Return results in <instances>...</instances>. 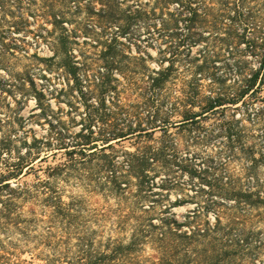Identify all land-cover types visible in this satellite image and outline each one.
Instances as JSON below:
<instances>
[{"label": "rangeland", "instance_id": "374dc122", "mask_svg": "<svg viewBox=\"0 0 264 264\" xmlns=\"http://www.w3.org/2000/svg\"><path fill=\"white\" fill-rule=\"evenodd\" d=\"M106 1L108 7L103 5ZM146 1L0 0V166L14 162L20 155L35 157V169L20 178L30 181L35 172L46 176L51 172V166L67 163L68 168L64 170H68V175L64 171L55 175V178L51 177L63 199L68 200L72 196L79 200L85 209V218L91 221V227H97L92 215L104 221L106 228L112 226L116 199L106 196L102 191L93 192L90 175L96 169L89 163L90 157L74 154V160H69V155L65 154L64 149L59 150L57 143L65 142L70 148L81 137L79 134L87 133L89 128L98 131L101 125L100 121L87 119L89 110L94 109L91 104L95 102V97H88V94L82 96L78 90L79 85H75L61 65V58L64 57L60 51L61 36L67 35V48H70V52L75 55L74 60H78L81 65L84 61L94 59L113 35L115 39L111 43H117V47L129 57L144 58L142 62L125 58L136 65L141 63L137 68L143 64L149 70H157L173 63L176 69L166 84L171 87L172 95L169 98L165 94L155 95L159 100V116L155 122L158 126L149 134L142 131L113 143L117 149L134 150L136 142L140 140L152 139L156 147L161 146L163 139L171 142L169 148L152 164L150 174L153 177L150 181L153 183L148 190L145 207L153 204L157 214L168 207L167 210L173 212L178 220H183L187 213L202 211L209 222L215 221L216 214L220 215L222 222H226L227 205L233 200L217 196L212 199L216 200L218 207L206 208L212 197L206 192V182L224 185L225 188H240L252 186L258 180L264 189V164L258 165L256 174L248 170L254 158L264 155V127L255 122L256 110L264 103V76L259 75L261 80L258 79V89L245 96V101L240 100L204 115L198 123L185 121L187 108L180 103L174 104L173 96L181 97L182 94L178 92L180 87L184 88L192 77L186 68L188 60L198 57L197 62L200 63L199 56L203 54L205 46L211 50L213 43L217 42L214 37L224 36L228 32L260 36L257 29L264 19V0H213V9L209 11L208 18H221L220 26L201 28L196 35L191 34L193 40H200L190 42L187 39L182 42L177 56L171 54L170 43L186 35L183 24L174 29V40L170 41L167 31L158 23L154 25L151 20L152 17L158 20L154 16L159 15L158 10L154 14L150 11L154 5L153 0L146 7V12H151L148 18H151L147 20L146 16L134 14L138 16L126 32L116 37L119 32L111 20L124 18L136 8L140 9L141 3ZM176 7L175 2L170 4L171 10ZM162 16L169 22L170 15L165 13ZM149 23L151 26H148ZM25 24L34 33L41 29L43 38L36 39L37 36L27 33ZM232 45L239 55L230 57L225 50L223 58L214 61L213 65L214 75L226 78V83L230 85L237 84L240 78L237 62L243 60L249 68L258 66V58L246 53L244 42ZM34 53L39 60L32 56ZM29 66L33 85L29 83L30 77L22 75ZM209 72H200L204 76L201 78L202 84H207L211 79ZM118 85L121 90L126 87L125 84ZM38 91L42 94H36ZM137 92L140 91L127 87L122 100L138 104V111L146 120L150 117L142 104L144 96ZM194 110L200 111V108L194 107ZM223 120H230L240 130V137L232 143V147L225 143L226 134L220 129ZM118 122L121 125L120 119ZM197 124L203 126L201 133L207 134L198 143L195 142L196 138L192 139ZM190 170H197L198 175H190ZM28 209L27 205L23 207L24 211ZM40 210L38 207L37 212ZM101 211H107V216L102 218L99 215ZM25 216L29 217L28 214ZM246 220L254 235L258 232L264 234V204L249 208ZM106 234L108 231L105 229ZM112 234L115 235L114 232ZM43 235L45 223L42 221L31 222L26 234L14 226L7 230L0 229V240L4 243L9 240L17 243L20 256L25 259H29L33 248L51 251L44 244ZM260 258H264V248L260 251Z\"/></svg>", "mask_w": 264, "mask_h": 264}, {"label": "trees", "instance_id": "16d2710c", "mask_svg": "<svg viewBox=\"0 0 264 264\" xmlns=\"http://www.w3.org/2000/svg\"><path fill=\"white\" fill-rule=\"evenodd\" d=\"M153 1L150 11L154 14L158 10L159 15L154 16L158 20L153 17L151 20L154 25L158 23L167 31L170 41L174 40V29L183 24L186 35L177 38V42L170 43L172 55L179 54L180 44L187 39L190 42L200 40H193L191 34L196 35L201 28L220 26L221 18H208L209 11L213 9V0ZM149 2L150 0L142 2L140 9L136 8L124 18L111 20V24L117 26L119 32L117 35L114 32V35L117 37L126 32L138 16L134 14L139 13L149 20L151 17L148 18V14L151 12H146ZM174 2L177 7L171 10L170 4ZM103 5L108 7V2ZM165 13L170 15L169 22L162 16ZM263 23L257 29L260 36L228 32L224 36L214 37L217 42L213 43L211 50L205 46L203 54L199 56L200 63L197 62L198 57L188 60L186 68L191 72L192 79L185 83L184 88L180 87L178 92L182 94L181 97L173 96L174 104L186 106V122L198 123L200 117L240 100L245 101V96L258 89L259 75L264 76ZM27 25L25 24L26 28ZM26 32L37 36L36 39L43 38L41 29L34 33L27 28ZM113 39L115 36L112 35L94 59L80 65L78 60H74L75 55L70 52V48H67V35L61 36L60 51L64 55L61 65L75 85H79L78 90L82 96L88 94V97H95V102L91 104L94 109L89 110L87 119L92 122L100 121L101 125L98 131L89 128L87 133L79 134L81 137L70 148L65 142L57 143V148L64 149L69 160H74V154L90 157L89 163L96 169L90 175L93 192L102 191L106 196L116 199L112 226L106 228L104 221H99L97 216L92 215L97 227H91V221L85 218V209L79 200L72 196L68 200L63 199L51 177L55 178V175L64 171L68 175V170H64L68 168L67 163L51 166V172L46 176L35 172L32 180H20L35 169V157L20 155L14 162L0 166V229L7 230L14 226L26 234L31 222L42 221L45 223L43 242L51 251L33 248L29 259H25L20 256L17 243L10 240L4 243L0 240V264H264V258H260V251L264 248V234L260 235L258 232L254 235L246 220L249 208L264 204V189L258 180L252 186L240 188H225L224 185L206 182V192L212 196L206 208L218 207L216 200L212 199L217 196L233 200L227 205L226 222H222L218 214L214 222H209L202 211L187 213L183 220H178L173 212L167 210L168 207L159 214L155 213L153 204L145 207L148 190L153 183L150 181L153 177L150 174L152 164L169 148L171 142L163 139L161 146L156 147L152 144V139L140 140L136 142L134 150L117 149L113 143L142 131L149 134L158 126L155 122L159 116V100L155 95L165 94L168 98L172 95L171 87L166 84L176 69L173 68V63L157 70H149L143 64L137 68L141 63L136 65L137 63L129 61L132 58L118 48L117 43H111ZM241 42L245 43L247 54L258 58V66L249 68L243 60L237 62L240 78L237 84L230 85L226 83V78L214 75V61L221 60L225 50L230 57L239 55L232 44ZM32 56L39 60L35 53ZM143 59L139 56L132 60L142 62ZM30 69L31 66L22 75L30 77L29 83L33 85ZM201 71H210L208 75L211 79L207 84L201 82L204 77ZM118 83L125 84L126 87L121 90ZM127 87L140 91L137 93L144 96L142 104L150 118L144 120L141 117L138 104L122 100ZM36 94L41 95L42 92L38 91ZM194 107H199L200 111L194 110ZM97 109H101V112ZM255 115V122L264 127V103L258 106ZM220 129L226 134L225 143L232 147V143L240 137V130L230 120H223ZM201 130H204L203 126L197 124L192 135V139L196 138V143L207 135L201 133ZM260 164H264V155L253 159L248 166L249 172L256 174V168ZM189 173L198 175L197 170H190ZM26 205L29 209L24 211L23 207ZM38 207L41 208L40 212H37ZM107 213L101 211L99 215L103 218ZM105 229L108 231L106 235ZM36 259L39 261L36 262Z\"/></svg>", "mask_w": 264, "mask_h": 264}]
</instances>
